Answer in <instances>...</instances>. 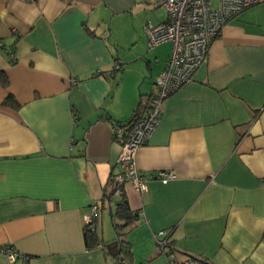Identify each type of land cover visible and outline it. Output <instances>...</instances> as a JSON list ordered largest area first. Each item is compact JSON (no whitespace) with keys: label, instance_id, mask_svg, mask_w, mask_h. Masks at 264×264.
<instances>
[{"label":"crops","instance_id":"1","mask_svg":"<svg viewBox=\"0 0 264 264\" xmlns=\"http://www.w3.org/2000/svg\"><path fill=\"white\" fill-rule=\"evenodd\" d=\"M161 2L0 0V264L122 262L116 238L99 228L113 214L115 129L145 111L171 53L170 43L145 51L144 24L165 20ZM163 45L167 53L150 55ZM7 96L17 109L3 105ZM161 108L135 166L173 179H150L139 195L124 188L120 199L137 215L125 263H152L153 236L167 230L178 259L264 264V3L224 25ZM92 203L103 245L88 250ZM6 246L18 254L13 263Z\"/></svg>","mask_w":264,"mask_h":264},{"label":"built area","instance_id":"2","mask_svg":"<svg viewBox=\"0 0 264 264\" xmlns=\"http://www.w3.org/2000/svg\"><path fill=\"white\" fill-rule=\"evenodd\" d=\"M263 3L264 0H162L160 6L165 14L164 22L154 24L147 21L143 33L148 50L170 43L171 53L164 70L156 78L155 89L140 119L130 127L117 126L115 129L120 153L118 172L113 176V198H119L126 186L139 195L147 192L150 179L161 183L173 179L172 174L166 173H158L151 178L140 174L135 166L136 150L146 144L159 125L163 101L191 80L224 25L247 8ZM10 57L13 59V54ZM98 210L97 204L92 203L84 218V228L93 233L97 229ZM169 237L167 230L153 236L166 264H213L199 256L185 255L178 259ZM95 248H102V245L99 243ZM1 251L11 263L18 257L11 247L6 246ZM115 264L123 263L117 261Z\"/></svg>","mask_w":264,"mask_h":264},{"label":"trees","instance_id":"3","mask_svg":"<svg viewBox=\"0 0 264 264\" xmlns=\"http://www.w3.org/2000/svg\"><path fill=\"white\" fill-rule=\"evenodd\" d=\"M0 85L3 88H7V80H6V78H5V76L3 74H0ZM3 105L11 107L13 109H17L18 108L17 103L15 102V100L11 96H7L6 97V99L3 102ZM72 113L75 116V113L74 112H72ZM142 114H143V112L142 113H135L134 116L131 118L130 122H128L124 126L130 127L133 123H135L137 120L140 119ZM110 185L112 186V189L109 192V194L106 196L107 200H108V204H112V202H113L114 183L112 184V182H111ZM120 197L124 198V195H121ZM114 215L116 216V218L118 220L119 219L123 220L122 226H120V225L118 226L113 221V228H114V231L116 233V240L118 241V243L120 245L119 249H118V252H117V255L115 257L117 259H121L123 264H126L123 255H129L130 256V245L125 239L122 238L123 234H122V231L119 230V229H120V227H124V226L129 225V224H130V226H132L134 224V222L136 221L137 215L134 212H131L126 207V201H125V199H122V198L119 199V202H117V204H116V212L114 213ZM113 218L114 217H113V214H112V219ZM84 237H85V241H86V245H87V249L88 250L94 249L99 243L101 245H103L101 243V241L99 240V238L97 236V233L96 232L93 233L90 230H88L87 228H84Z\"/></svg>","mask_w":264,"mask_h":264},{"label":"rangeland","instance_id":"4","mask_svg":"<svg viewBox=\"0 0 264 264\" xmlns=\"http://www.w3.org/2000/svg\"><path fill=\"white\" fill-rule=\"evenodd\" d=\"M152 20H154V18L152 17ZM155 21V20H154ZM114 39V38H113ZM117 41L118 42H120L121 43V45H123V48H119V50L121 51V54H122V56L124 57V58H127L128 56H127V54H128V52H127V47H129V42H126V41H124L123 39H122V37L121 38H117ZM159 51V53L160 54H165V53H167L169 50H170V46L169 45H163V46H161L159 49H156V50H154V52H152L150 55H153V54H155V52L156 51ZM146 52L148 51V49H146L145 50ZM147 54H149V53H147ZM119 199L120 198H118V197H115V198H113V202H112V204H111V206H112V208H113V219L112 218H110L109 217V215H108V211H107V213H105L104 215H103V221H104V224H103V226H100V228H99V230L100 231H103V234H102V238L103 239H105L106 240V238L104 237L105 235H108L107 236V238H109V236H111L112 238H116V233H115V231H114V228H113V221H114V223L115 224H117L118 226L120 225V226H122V224H120V223H122V222H120V220H118L117 218H116V216L114 215V213L116 212V204H117V202H119ZM129 227H130V224L129 225H126V226H124V227H120V229L119 230H121L122 231V238L123 239H125L126 240V235L128 236V230H129ZM155 243V242H154ZM155 246H156V248H155V250H156V252H157V256H156V258L152 261V263H146V264H166L165 263V261H166V259H165V256H164V254H162L161 253V251H160V249L158 248V246L156 245V243H155ZM134 251V253L138 256L139 255V251H138V249H135V250H133ZM132 251V252H133ZM133 253V254H134ZM137 264V263H136Z\"/></svg>","mask_w":264,"mask_h":264}]
</instances>
